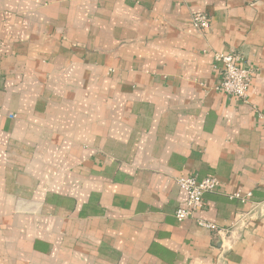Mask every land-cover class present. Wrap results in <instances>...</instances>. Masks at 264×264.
<instances>
[{"label": "crops", "instance_id": "crops-1", "mask_svg": "<svg viewBox=\"0 0 264 264\" xmlns=\"http://www.w3.org/2000/svg\"><path fill=\"white\" fill-rule=\"evenodd\" d=\"M259 113L264 0H0V264H264ZM183 175L221 185L181 222Z\"/></svg>", "mask_w": 264, "mask_h": 264}, {"label": "built area", "instance_id": "built-area-1", "mask_svg": "<svg viewBox=\"0 0 264 264\" xmlns=\"http://www.w3.org/2000/svg\"><path fill=\"white\" fill-rule=\"evenodd\" d=\"M191 21L200 30H205L211 25L210 17L204 12H195ZM213 66L220 73L215 88L229 97H236L242 101L246 100L255 69L246 64L245 57L236 51L217 52L214 55ZM259 117L264 118L261 113H259ZM176 182L187 194V198L175 210V216L181 222L193 217L204 207L205 193L215 191L221 185L220 179L213 175L202 178L197 175H183L178 177ZM229 196L245 202L252 196V192H244L242 189H238L230 193ZM197 223L218 235L227 233V229L214 222L198 218Z\"/></svg>", "mask_w": 264, "mask_h": 264}]
</instances>
